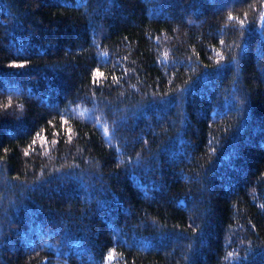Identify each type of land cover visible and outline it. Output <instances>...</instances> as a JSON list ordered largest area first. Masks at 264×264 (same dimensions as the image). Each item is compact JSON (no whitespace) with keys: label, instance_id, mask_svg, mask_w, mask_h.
Segmentation results:
<instances>
[{"label":"trees","instance_id":"1","mask_svg":"<svg viewBox=\"0 0 264 264\" xmlns=\"http://www.w3.org/2000/svg\"><path fill=\"white\" fill-rule=\"evenodd\" d=\"M0 264H264V0H0Z\"/></svg>","mask_w":264,"mask_h":264},{"label":"snow or ice","instance_id":"2","mask_svg":"<svg viewBox=\"0 0 264 264\" xmlns=\"http://www.w3.org/2000/svg\"><path fill=\"white\" fill-rule=\"evenodd\" d=\"M97 74H98V75H101V76L103 75L102 73H99V72H98ZM33 143H35V141H33ZM25 154H27V153H25Z\"/></svg>","mask_w":264,"mask_h":264}]
</instances>
